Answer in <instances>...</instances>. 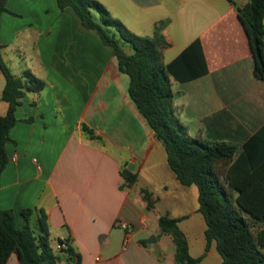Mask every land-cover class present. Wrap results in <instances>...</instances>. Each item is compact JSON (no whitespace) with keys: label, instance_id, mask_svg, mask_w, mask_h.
I'll use <instances>...</instances> for the list:
<instances>
[{"label":"crops","instance_id":"obj_1","mask_svg":"<svg viewBox=\"0 0 264 264\" xmlns=\"http://www.w3.org/2000/svg\"><path fill=\"white\" fill-rule=\"evenodd\" d=\"M98 1L139 36H153L157 23L169 21L166 64L199 43L206 73L173 81L175 113L190 136L240 146L264 126V82L254 75L237 13L248 0ZM7 8L0 27L3 59L16 76L30 70L46 87L27 92L18 107L0 178V209L12 210L20 229L23 210L43 209L57 240L54 250L68 239L81 264H164L146 236L165 214L181 220L190 255L202 256L206 223L198 188L177 180L112 49L71 8L60 10L57 0H9ZM4 86L0 78L2 116L8 111ZM82 124L102 142L86 138ZM123 168L138 177L132 188H122ZM142 190L153 194L154 209L148 210ZM175 197H184L183 204L170 202ZM121 224L134 228L126 246ZM216 253L213 245L203 261L221 264ZM6 264L21 263L13 253Z\"/></svg>","mask_w":264,"mask_h":264},{"label":"trees","instance_id":"obj_2","mask_svg":"<svg viewBox=\"0 0 264 264\" xmlns=\"http://www.w3.org/2000/svg\"><path fill=\"white\" fill-rule=\"evenodd\" d=\"M8 1L0 0V27L2 15L8 12ZM57 3L62 11L71 8L82 26L94 31L112 49L120 71L130 79V97L163 144L177 180L183 186L198 188L199 213L206 223V251L202 256L190 255L180 219L165 214L158 221L161 234L170 236L175 245V264H199L213 245L222 258L221 264H264V126L237 146L190 136L175 113L173 81H190L206 73L199 43L166 64L164 52L171 44L164 30L169 21L157 23L153 36H139L98 0ZM237 13L249 39L254 75L264 82V0H248L237 6ZM2 50L0 39V70L5 79L2 101L8 104L7 114L0 115V178L9 162L7 146L14 143L10 134L18 122L16 113L22 98L27 92L40 93L46 87V82L30 70L21 76L13 74ZM81 130L90 141L102 142L86 124ZM121 176L122 188L137 183V175L126 168ZM141 194L148 210L154 209L153 194L147 190ZM21 214L26 222L22 229L16 226L12 210L0 209V264H6L13 253L21 264H81L80 254L68 239L66 248L57 252L52 248L48 216L43 209L29 208Z\"/></svg>","mask_w":264,"mask_h":264},{"label":"rangeland","instance_id":"obj_3","mask_svg":"<svg viewBox=\"0 0 264 264\" xmlns=\"http://www.w3.org/2000/svg\"><path fill=\"white\" fill-rule=\"evenodd\" d=\"M127 51L131 53V50L129 48H127ZM7 62H8L7 65L11 68V70L13 72H16L17 69L15 68V66L11 62H9V60ZM0 78L1 79L4 78L1 70H0ZM183 199L184 197H175V198H172L170 202H173V203L179 202L183 204V201H182ZM164 207H166V205L163 203V205L161 206V209H165ZM146 237H147L146 238L147 243L149 242L151 238L153 237L156 238V242L151 245L153 246L154 250L163 257L164 264H175V261H174L175 245L172 241V238L168 235H162L157 223L154 225L150 234ZM50 243H51L52 248L55 249L57 240L54 238V236H50ZM217 256L220 257V255H217ZM199 264H219V262L218 261L216 262L215 259L212 258V259H207L206 261H203Z\"/></svg>","mask_w":264,"mask_h":264},{"label":"built area","instance_id":"obj_4","mask_svg":"<svg viewBox=\"0 0 264 264\" xmlns=\"http://www.w3.org/2000/svg\"><path fill=\"white\" fill-rule=\"evenodd\" d=\"M120 227L122 228V230L125 231L126 233V237L124 240V245L126 246L133 234L134 228L130 225L127 224H121ZM66 239H61V242L58 244V250L62 249V248H66V243H65Z\"/></svg>","mask_w":264,"mask_h":264},{"label":"water","instance_id":"obj_5","mask_svg":"<svg viewBox=\"0 0 264 264\" xmlns=\"http://www.w3.org/2000/svg\"><path fill=\"white\" fill-rule=\"evenodd\" d=\"M156 242V238H151L150 240H149V244H153V243H155ZM62 261L64 262L65 261V258H64V256H62Z\"/></svg>","mask_w":264,"mask_h":264}]
</instances>
